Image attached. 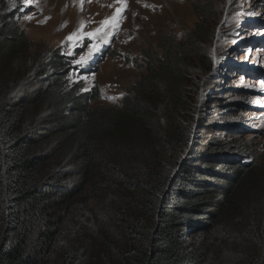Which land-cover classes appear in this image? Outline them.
Listing matches in <instances>:
<instances>
[{
  "label": "trees",
  "instance_id": "16d2710c",
  "mask_svg": "<svg viewBox=\"0 0 264 264\" xmlns=\"http://www.w3.org/2000/svg\"><path fill=\"white\" fill-rule=\"evenodd\" d=\"M3 3L0 264H47L82 214L109 238L103 264H264V167L220 141L194 153L182 114L186 60L207 40L163 38L133 97L92 109L99 93L71 84L73 61L32 55ZM237 226L245 238L229 251ZM60 252L56 264L86 261L83 245Z\"/></svg>",
  "mask_w": 264,
  "mask_h": 264
},
{
  "label": "rangeland",
  "instance_id": "374dc122",
  "mask_svg": "<svg viewBox=\"0 0 264 264\" xmlns=\"http://www.w3.org/2000/svg\"><path fill=\"white\" fill-rule=\"evenodd\" d=\"M3 1L7 9L18 14L16 25L32 55L53 58L59 53L73 61L68 77L71 84L82 83L84 94L99 93L92 109L121 107L123 99L132 98L133 88L149 73L147 54L157 52L163 57V38L181 42L197 32L207 43H200V49L186 60L191 59L187 64V105L182 110L192 124L193 152H204L209 142L220 141L232 145L226 152L230 158H236V151L244 148L247 162L257 160V165L264 167V0ZM106 19L108 23L101 24ZM73 32L76 37L68 41L66 37ZM111 32V48L95 69L88 74L78 71L80 57L90 49L95 52L89 39L97 37L105 42ZM244 67L260 74L247 75L241 69ZM241 128L244 134L229 131ZM177 169L169 166L171 173ZM87 216L72 217L61 245L47 264L59 261L60 249L78 245L86 250L83 264H103V246L109 238L101 228H94V220ZM243 230L235 228L229 251L245 238ZM116 240L113 236L112 241ZM226 260L228 257L221 264ZM227 264L241 263L229 260Z\"/></svg>",
  "mask_w": 264,
  "mask_h": 264
},
{
  "label": "snow or ice",
  "instance_id": "6c2138e0",
  "mask_svg": "<svg viewBox=\"0 0 264 264\" xmlns=\"http://www.w3.org/2000/svg\"><path fill=\"white\" fill-rule=\"evenodd\" d=\"M80 2H81V4H82V3L84 2V0H80ZM88 2H90V0H88ZM117 2L120 3V2H122V0H117ZM120 11H121L120 8H117V9H116V12H117V13H119ZM122 18H123L122 16L119 17V19H122ZM112 19L117 20V23H118V19H117V17L114 16V17H112ZM107 23H108V20H107V19L104 20V21H101V24H107ZM96 31L99 32V31H101V29H97ZM76 35H77V33L73 32V33H71L68 37H66V39H67L68 41H73V39L76 37ZM89 35L91 36L92 34L89 33ZM91 54H92V50L90 49V51H89V53H88V56H91ZM87 58H88V57H86V56H81V57H80V60L77 61V63H83V62L86 61Z\"/></svg>",
  "mask_w": 264,
  "mask_h": 264
},
{
  "label": "clouds",
  "instance_id": "9594fccd",
  "mask_svg": "<svg viewBox=\"0 0 264 264\" xmlns=\"http://www.w3.org/2000/svg\"><path fill=\"white\" fill-rule=\"evenodd\" d=\"M111 48V47H110ZM109 48V49H110ZM109 49L104 53V55L102 56V59L105 57V55L109 52ZM88 52V51H87ZM101 59V60H102ZM100 60V61H101ZM99 61V62H100ZM243 69V71H246V73H248L247 75H252V76H257V75H259L260 73L259 72H256V71H254V70H251V69H249V68H247V67H244V68H242ZM250 73V74H249ZM262 79H264V73L262 74ZM244 159V158H243ZM245 161L247 162V159H245Z\"/></svg>",
  "mask_w": 264,
  "mask_h": 264
},
{
  "label": "bare ground",
  "instance_id": "6f19581e",
  "mask_svg": "<svg viewBox=\"0 0 264 264\" xmlns=\"http://www.w3.org/2000/svg\"><path fill=\"white\" fill-rule=\"evenodd\" d=\"M96 67V66H95ZM95 67L93 68V69H95ZM93 69H92V71H93Z\"/></svg>",
  "mask_w": 264,
  "mask_h": 264
}]
</instances>
